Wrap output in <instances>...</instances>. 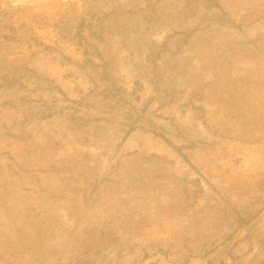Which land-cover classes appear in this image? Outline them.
Segmentation results:
<instances>
[{
    "label": "rangeland",
    "instance_id": "obj_1",
    "mask_svg": "<svg viewBox=\"0 0 264 264\" xmlns=\"http://www.w3.org/2000/svg\"><path fill=\"white\" fill-rule=\"evenodd\" d=\"M70 1L0 0V264H264V0Z\"/></svg>",
    "mask_w": 264,
    "mask_h": 264
},
{
    "label": "trees",
    "instance_id": "obj_2",
    "mask_svg": "<svg viewBox=\"0 0 264 264\" xmlns=\"http://www.w3.org/2000/svg\"><path fill=\"white\" fill-rule=\"evenodd\" d=\"M83 0H73L70 1L68 6H69V10L72 12H75V14H77L80 10V4ZM23 7H16L15 9H12L14 11H19L20 13H16L14 15H24L22 14L24 12ZM29 19V16H28ZM30 22L33 24V29L35 30V33H39V38L42 42H44L45 45H52L53 47H55L56 49H59L62 52L67 51L66 49V45L68 43H70L72 45V42L70 40H68L67 42L62 41L61 36H60V31L54 27L52 24H42L36 20L32 21L30 20ZM80 51V50H79ZM81 59L85 60L86 56L84 54H81ZM81 62V61H80ZM151 130L156 133L157 135L161 134V128L151 125L150 126Z\"/></svg>",
    "mask_w": 264,
    "mask_h": 264
}]
</instances>
